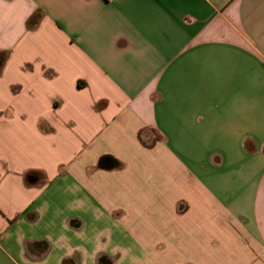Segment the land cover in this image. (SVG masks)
I'll use <instances>...</instances> for the list:
<instances>
[{
    "label": "crops",
    "instance_id": "obj_1",
    "mask_svg": "<svg viewBox=\"0 0 264 264\" xmlns=\"http://www.w3.org/2000/svg\"><path fill=\"white\" fill-rule=\"evenodd\" d=\"M6 53L0 264H264V0H0Z\"/></svg>",
    "mask_w": 264,
    "mask_h": 264
},
{
    "label": "trees",
    "instance_id": "obj_2",
    "mask_svg": "<svg viewBox=\"0 0 264 264\" xmlns=\"http://www.w3.org/2000/svg\"><path fill=\"white\" fill-rule=\"evenodd\" d=\"M8 54H0V71L6 61ZM98 168L102 169H113L121 166L120 161L110 155L102 156L98 162ZM1 176V175H0Z\"/></svg>",
    "mask_w": 264,
    "mask_h": 264
}]
</instances>
